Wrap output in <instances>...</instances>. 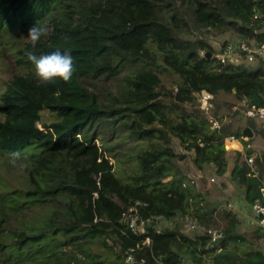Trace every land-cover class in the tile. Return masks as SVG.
Listing matches in <instances>:
<instances>
[{
  "label": "trees",
  "instance_id": "16d2710c",
  "mask_svg": "<svg viewBox=\"0 0 264 264\" xmlns=\"http://www.w3.org/2000/svg\"><path fill=\"white\" fill-rule=\"evenodd\" d=\"M262 13L264 0H0V37L31 71L0 90V264H129L130 248L134 264H264L263 251L238 232L231 212L216 239L158 230L154 220L135 234L128 218L136 201L145 204L139 206L145 219L171 220L176 208L122 183L111 151L102 150L119 146L117 154L142 176L162 182L182 173L176 138L194 152L197 167L213 164L224 176L225 138L241 137L248 126L264 139V125L250 118L232 131V118L243 112L223 113L217 98L233 93L264 107V58L222 64L216 55L231 41L264 43ZM39 24L49 29L47 37L35 47L19 41ZM225 32L231 40L217 52L209 39ZM57 50L72 55L73 76L43 83L27 53ZM130 65L134 71L106 102L84 85L117 78ZM204 92L213 95L219 131L200 106ZM45 109L58 119L42 121ZM240 156L231 175L246 187L248 204L263 201L261 174ZM192 217L203 227L216 224L203 206Z\"/></svg>",
  "mask_w": 264,
  "mask_h": 264
},
{
  "label": "rangeland",
  "instance_id": "374dc122",
  "mask_svg": "<svg viewBox=\"0 0 264 264\" xmlns=\"http://www.w3.org/2000/svg\"><path fill=\"white\" fill-rule=\"evenodd\" d=\"M23 35L21 42L30 41ZM232 32H225L209 39L213 45L215 51L219 52L222 44L225 41L231 40ZM10 42H6L0 37V90L5 86V81L12 80L18 75H27L30 73V69L20 65L17 62L16 48L10 45ZM257 60L250 64H256ZM135 66H126L119 77L117 78H95L85 82V87L92 91L99 101L106 102L117 93L119 85L124 75L134 71ZM35 75V70H34ZM165 82H169V78H165ZM238 100L235 98L233 93L221 94L217 98V107L223 113H231L232 107ZM58 117L53 111L45 109L42 112V121L50 123L57 120ZM247 118L243 114L232 118L230 128L232 131H236L239 127L245 126ZM230 121V120H229ZM259 127L263 126L257 119H254ZM41 126V124H39ZM260 140L256 143L264 145V142ZM114 143L115 140H113ZM96 143L101 145L100 140H96ZM113 144V143H112ZM108 145L102 147V150H110L112 156L109 159L114 164V171L117 177H119L122 183L128 185L131 189L148 195L153 201L165 207H174L175 214L171 220H164L162 225L165 228H178L183 233L189 236H195V234L209 233V229L216 231L220 235V231L226 228L228 225V219L226 213H236L237 207L240 208L241 202L245 201L246 187L242 185L237 179L231 175L232 169L236 161L235 152H226V158L228 161V171L222 178H218L213 164H204L208 168L207 172H203V168L200 169L194 163V152L187 151L179 143V140L173 138L172 146L175 151L179 154V166L181 168V175L172 176L162 182H158L151 177L142 176L140 171L135 167L131 160H126L124 155L117 154L120 147L116 145ZM133 142H128L124 145L123 149L130 151V146ZM254 145V144H253ZM254 154L259 156L261 149L255 145ZM103 146V145H101ZM249 146L243 148V152L240 160L243 161L248 156ZM118 155V157H116ZM183 159V160H182ZM255 161V160H254ZM249 165V164H248ZM240 202V203H239ZM199 206H203L205 210L212 212L216 219V224L210 228L200 226L193 219V214ZM194 226V227H193ZM203 229V231H200ZM238 232L245 235L242 227L238 226ZM213 236V234L209 233ZM246 236V235H245ZM258 238L254 240V245L257 248H261L258 243ZM250 242V241H249Z\"/></svg>",
  "mask_w": 264,
  "mask_h": 264
},
{
  "label": "built area",
  "instance_id": "2783aa9c",
  "mask_svg": "<svg viewBox=\"0 0 264 264\" xmlns=\"http://www.w3.org/2000/svg\"><path fill=\"white\" fill-rule=\"evenodd\" d=\"M262 17H264V13L261 14ZM216 57L218 58V61L222 64H226L228 62H233L236 64L239 63H251L259 58H264V43L257 44V43H247L244 40H235L229 42L226 47L219 52ZM213 98V95L204 92L202 93L201 99H200V106L205 111V113L209 116L210 121L212 123V128L217 129L218 131L221 130L222 124L219 121V119H216L213 115L212 111V103L211 100ZM232 111H242L243 114L248 118H254V119H261L264 120V107H257L255 104L250 102L247 98H241L237 103H235L232 107ZM226 138L229 139H235L237 138L234 135H229ZM249 164L254 167V158L248 157ZM250 166V167H251ZM145 205L142 204L140 201H136L135 205L132 206V208L129 210V218L128 223L130 228L135 234H143L146 232V226L150 223V221L154 220L157 229L162 230L163 228V221L167 220L162 215L154 217V219L148 218L145 219L141 216L139 206ZM251 210L254 212V214L257 217V223L258 225L263 229L264 231V201H261L257 199L253 204H251ZM194 227V226H193ZM200 231H203V229H200ZM209 233L213 234V239H216L219 237V233L216 231H212L211 229L208 230ZM204 234V233H203ZM146 243H149V239L146 240ZM134 248H130L126 251V261L129 264L135 263L134 258Z\"/></svg>",
  "mask_w": 264,
  "mask_h": 264
},
{
  "label": "crops",
  "instance_id": "0c3cea01",
  "mask_svg": "<svg viewBox=\"0 0 264 264\" xmlns=\"http://www.w3.org/2000/svg\"><path fill=\"white\" fill-rule=\"evenodd\" d=\"M257 120L260 121L261 123H264V120H261V119H257ZM246 127H248V126H246ZM251 132H252L251 137H247L246 135L243 134L241 137H237L235 139L225 138V148H226L227 152H235L236 153V161H235V164H236L237 153L243 152V148L246 145L249 146L250 148L248 150H250V154H251L250 157H253L255 160L254 165H253L254 167H252L248 162L249 155L246 157L245 160L249 164V166H251V170L253 171L254 175H259V173L261 174L262 183L264 185V145L260 146L259 143H256L262 137L260 135H255V133L253 132L252 129H251ZM261 140L264 142L263 138ZM253 144L257 148L261 149L259 151V152H261L259 154V156H256V154H254L255 149L252 148ZM241 155H242V153H241ZM240 158H241V156L238 158V160H239V162H242L240 160ZM235 164H234V166H235ZM202 168H203V172L208 171V168L206 167V165H203ZM217 177L222 178L223 176L221 177L218 175ZM263 190H264V188H263ZM263 201H264V198H263ZM239 206H240V208L237 207V209H236L237 211H235L236 213H234L238 218V224L237 225L239 227L243 228V231L245 232V235H246V236L244 235V238H246L247 241H250V242L253 241L254 242V240L256 238H258L257 239L258 243H260L259 247H261L258 249H261L264 253V231L257 223V217L254 214V212L251 210V204H248V202H246V201H244V202L242 201ZM240 234H242V233H240Z\"/></svg>",
  "mask_w": 264,
  "mask_h": 264
},
{
  "label": "clouds",
  "instance_id": "9594fccd",
  "mask_svg": "<svg viewBox=\"0 0 264 264\" xmlns=\"http://www.w3.org/2000/svg\"><path fill=\"white\" fill-rule=\"evenodd\" d=\"M48 34L49 29L39 24L29 29L26 38L30 40L33 47H35L41 38L47 37ZM27 58L34 65L36 78L43 83H48L56 79L68 82L71 80L75 71L73 57L70 52L62 53L57 50L51 54L40 56L28 52Z\"/></svg>",
  "mask_w": 264,
  "mask_h": 264
},
{
  "label": "water",
  "instance_id": "95a60500",
  "mask_svg": "<svg viewBox=\"0 0 264 264\" xmlns=\"http://www.w3.org/2000/svg\"><path fill=\"white\" fill-rule=\"evenodd\" d=\"M209 57L211 56V54H207ZM243 134L246 135L247 137H251L252 136V132L251 129L249 127H245V129L243 130ZM263 198H264V190H263Z\"/></svg>",
  "mask_w": 264,
  "mask_h": 264
}]
</instances>
